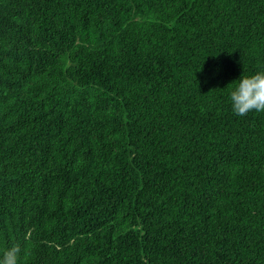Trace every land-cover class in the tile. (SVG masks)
<instances>
[{"label": "trees", "instance_id": "1", "mask_svg": "<svg viewBox=\"0 0 264 264\" xmlns=\"http://www.w3.org/2000/svg\"><path fill=\"white\" fill-rule=\"evenodd\" d=\"M264 0H0V252L20 264H264Z\"/></svg>", "mask_w": 264, "mask_h": 264}, {"label": "clouds", "instance_id": "2", "mask_svg": "<svg viewBox=\"0 0 264 264\" xmlns=\"http://www.w3.org/2000/svg\"><path fill=\"white\" fill-rule=\"evenodd\" d=\"M232 112L244 116L249 112H264V68L241 74L233 80L228 90ZM22 250L12 244L0 252V264H20Z\"/></svg>", "mask_w": 264, "mask_h": 264}]
</instances>
